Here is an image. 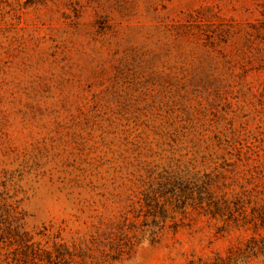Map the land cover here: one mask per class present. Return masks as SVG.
Here are the masks:
<instances>
[{
	"label": "rangeland",
	"instance_id": "374dc122",
	"mask_svg": "<svg viewBox=\"0 0 264 264\" xmlns=\"http://www.w3.org/2000/svg\"><path fill=\"white\" fill-rule=\"evenodd\" d=\"M0 264H264V0H0Z\"/></svg>",
	"mask_w": 264,
	"mask_h": 264
}]
</instances>
